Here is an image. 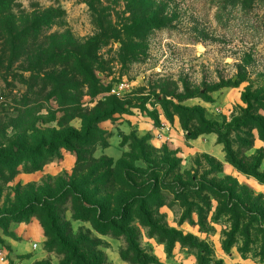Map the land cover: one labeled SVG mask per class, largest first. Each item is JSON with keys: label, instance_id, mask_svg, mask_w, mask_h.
I'll return each mask as SVG.
<instances>
[{"label": "rangeland", "instance_id": "rangeland-1", "mask_svg": "<svg viewBox=\"0 0 264 264\" xmlns=\"http://www.w3.org/2000/svg\"><path fill=\"white\" fill-rule=\"evenodd\" d=\"M8 2L0 263L264 264V0Z\"/></svg>", "mask_w": 264, "mask_h": 264}, {"label": "trees", "instance_id": "trees-1", "mask_svg": "<svg viewBox=\"0 0 264 264\" xmlns=\"http://www.w3.org/2000/svg\"><path fill=\"white\" fill-rule=\"evenodd\" d=\"M10 16H11V8H10V4H9L8 0H0V19L2 17H4V18H7L9 20ZM222 142L225 143L226 145L228 144L227 141H224V139L222 140ZM8 164H10V163L8 162ZM35 168H39V167H35ZM97 228H99V227H97Z\"/></svg>", "mask_w": 264, "mask_h": 264}, {"label": "built area", "instance_id": "built-area-1", "mask_svg": "<svg viewBox=\"0 0 264 264\" xmlns=\"http://www.w3.org/2000/svg\"><path fill=\"white\" fill-rule=\"evenodd\" d=\"M0 264H2V263H0Z\"/></svg>", "mask_w": 264, "mask_h": 264}]
</instances>
